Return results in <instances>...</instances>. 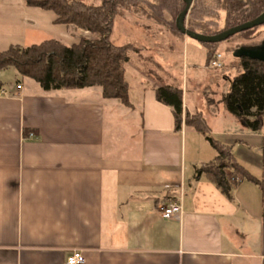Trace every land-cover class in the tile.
<instances>
[{"label":"crops","instance_id":"1","mask_svg":"<svg viewBox=\"0 0 264 264\" xmlns=\"http://www.w3.org/2000/svg\"><path fill=\"white\" fill-rule=\"evenodd\" d=\"M55 18L24 0H0V52L97 38ZM150 27L143 53L133 51L137 68L129 53L125 65L132 109L104 99L100 88L45 92L15 70V83L2 86L0 264H65L72 253H81L84 264H264L259 188L242 182L229 199L196 176L216 154L193 128L182 123L175 130L173 110L157 101L156 89L180 90L182 115L200 114L211 135L233 139L221 144L247 145L238 140L249 137L247 128L226 110L209 112L188 90V37ZM168 72L182 76L176 81ZM193 75L194 84L200 77ZM207 114L232 132L213 128ZM254 159L250 166H259ZM170 201L181 202L180 217L161 214Z\"/></svg>","mask_w":264,"mask_h":264},{"label":"trees","instance_id":"2","mask_svg":"<svg viewBox=\"0 0 264 264\" xmlns=\"http://www.w3.org/2000/svg\"><path fill=\"white\" fill-rule=\"evenodd\" d=\"M28 7L50 11L54 23L87 32L95 39L77 37V43L66 46L57 40L21 48L11 46L0 52V71L14 68L22 77L37 83L45 91L100 88L104 99L118 100L129 109V84L125 79V65L130 45L117 46L110 41L117 7L139 9L144 17L158 26L169 28L182 37L175 20L183 11L182 0H101L99 5L80 0H24ZM264 13V0H193L185 19L188 31L203 36H215L236 26L250 22ZM263 36L257 40V36ZM239 37V38H238ZM228 50L256 48L264 43V24L245 30L223 43ZM203 44V43H201ZM219 43L203 44L208 50V63L217 53ZM239 72L232 79L229 93L222 102L226 111L249 130L258 131L264 122V61L247 57L237 58ZM0 82V89L2 88ZM158 102L173 110L175 130L182 124V93L170 87L156 89ZM184 124L203 135L214 150L215 158L196 168V176L204 175L223 195L231 198L232 190L242 182L257 186L261 193L264 216V178L257 179L238 164L230 147L214 140L205 119L200 114H184ZM264 169V143L261 147Z\"/></svg>","mask_w":264,"mask_h":264},{"label":"rangeland","instance_id":"3","mask_svg":"<svg viewBox=\"0 0 264 264\" xmlns=\"http://www.w3.org/2000/svg\"><path fill=\"white\" fill-rule=\"evenodd\" d=\"M83 1L86 4H92V5H99L101 0H80ZM124 25H121V24ZM153 22L148 21L144 15L140 12L139 9H132V10H126L122 7H117L116 9V14L114 17L113 21V26L110 34V41L115 44V45H130L131 50L128 52L129 54H132V60L131 64L134 66V69L137 68V61L136 58H134L133 51L134 49H139L138 52L143 53L142 49L143 48V30L151 28L150 25ZM158 26V25H157ZM160 27H163L160 25ZM169 30V28H166ZM263 34L260 33L257 36V40H260L262 38ZM87 39H94L93 37H90L87 35ZM239 38V37H238ZM238 38L232 39L228 45L225 43L221 42L217 45L216 50L217 53L221 55V63H222V68L221 69H215L207 72L206 69L209 68V63H208V50L207 48L196 41H192V39H189V46L185 50V56H184V73L187 72V85H188V90L191 92L192 96L198 101V104H200L202 107H208L209 112L210 111H222L226 110L224 103L221 101L222 96L229 91L230 84L232 83V79L237 75L239 72L237 63V57H236V52H232L227 49L226 46H232L239 40ZM191 40V41H190ZM201 47H198V46ZM258 49H263L264 48V43L258 47ZM136 52V51H135ZM134 52V53H135ZM137 52V53H138ZM142 56V54H140ZM15 69L14 68H8L6 70L0 71V82L2 85L7 86L9 84H14L16 80V74H15ZM174 71L178 73V71ZM163 71V70H162ZM198 71H202V73L196 74ZM196 72V73H195ZM192 73L194 75H198L197 77H200L198 81L192 82L191 75ZM172 77L178 81L180 80L181 76L178 74L174 75L173 73ZM209 74V75H208ZM164 76L166 73H157V72H152L150 76ZM193 75V76H194ZM196 77V78H197ZM185 79V76H184ZM211 88V91H206L201 93V90L203 88ZM202 95H205V98L207 99V103H210L212 106H208L205 102V106L203 105V98ZM215 107V108H214ZM208 119L209 124H213V128L216 130L218 129H225L229 133L232 132V125H223L220 122L215 123L212 119V117H208V114L206 115ZM182 123H184V116H182ZM239 124V123H238ZM245 128V127H244ZM220 129V130H221ZM244 134H248L249 137H239L238 140H242L243 142L247 143V145L244 144V148L238 146H229L231 153L233 155V158L235 161L240 164L242 167H244L247 164H241L240 161H248L249 166L245 168L250 175L254 176L257 179L264 178V169L261 167V164L259 166H250V165H255L253 162L255 161L254 156H259V159L261 160V147L264 143V122L263 126L258 130V131H250L249 129H246L244 131ZM211 137L216 140V141H223L226 143H229L233 139L230 138L229 136H215L211 135ZM232 145V142L229 143ZM233 147V148H232ZM252 161L249 158V156H252Z\"/></svg>","mask_w":264,"mask_h":264},{"label":"water","instance_id":"4","mask_svg":"<svg viewBox=\"0 0 264 264\" xmlns=\"http://www.w3.org/2000/svg\"><path fill=\"white\" fill-rule=\"evenodd\" d=\"M185 4V7L183 11L177 16L175 20V27L177 31L183 35L186 36L196 42L199 43H210V44H215V43H221L228 39L229 37H232L238 33H241L245 30L252 29L257 26H261L264 24V13H262L260 16L255 18L254 20L250 22H246L242 25L236 26L234 28H231L227 31H224L218 35L215 36H203L199 35L196 33H192L188 31L185 27V19L186 16L192 6L193 0H182ZM247 57L250 59H256V60H262L264 61V48L263 49H258V48H251V49H240L236 52V57Z\"/></svg>","mask_w":264,"mask_h":264},{"label":"built area","instance_id":"5","mask_svg":"<svg viewBox=\"0 0 264 264\" xmlns=\"http://www.w3.org/2000/svg\"><path fill=\"white\" fill-rule=\"evenodd\" d=\"M221 55L216 54L214 58L210 61L209 68L210 69H221ZM4 93L3 90L0 89V96ZM32 134H30V137ZM160 212L163 216L167 218H178L182 214V204L179 201H170L166 205L160 208ZM85 259L81 253H72L66 258L65 264H84Z\"/></svg>","mask_w":264,"mask_h":264}]
</instances>
